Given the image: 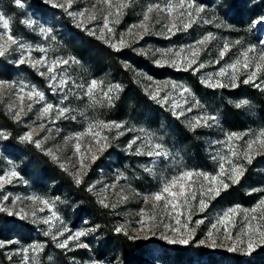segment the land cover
Here are the masks:
<instances>
[{
    "label": "rangeland",
    "instance_id": "obj_1",
    "mask_svg": "<svg viewBox=\"0 0 264 264\" xmlns=\"http://www.w3.org/2000/svg\"><path fill=\"white\" fill-rule=\"evenodd\" d=\"M189 2L193 7H187ZM21 3L23 7L17 6L15 0H0V15L9 20L7 30L0 25V44H8L0 57L15 68L11 78L0 77V82L8 85L0 90V105L23 127L21 137L31 133L33 142H24L36 147L35 142L40 141L41 147H36L38 150L74 180L80 176L95 198L99 202L105 201L106 208L114 217L116 229L122 228L124 233L155 240L170 250L192 242L193 246L216 250L234 248L229 252L244 258L260 256L264 243L260 242L257 229L264 230V218H261L264 208L255 213L250 210L264 200V149L256 144L249 152L247 145L264 130V61L260 59L264 55V9L254 10L253 19L247 21L245 18L244 24L238 27L227 21L224 7L218 4L208 6L204 0H185L184 7H177L171 17L160 9H166L169 4L179 5L180 0H110L111 6L103 0H71L70 7L68 0H21ZM149 8L153 9L150 13ZM80 12L85 15L79 16ZM146 13L150 17L148 30L134 27L143 22ZM93 15L95 19L90 18ZM61 16L106 46L116 44L119 47L123 39V45L150 60L156 68L164 69V78L143 70L135 72L133 82L150 102V110L123 100L125 90L119 78L103 64L91 63L87 50L70 33ZM105 17L111 32L104 28ZM173 18L177 27L169 32L165 25L173 23ZM25 21H31V26ZM184 24L190 26L185 28ZM41 28L48 29L49 34H42ZM7 35L18 43L10 44ZM205 36L211 39L203 45L197 44ZM20 44L28 46V50H22ZM226 44L228 51L221 58L219 53ZM193 45L200 50L195 58L197 63L185 71L187 61L184 57H190V46ZM41 48L46 51H39ZM249 48L254 51L248 52L249 67L246 70L241 53ZM181 49L184 51L177 56ZM22 56L31 57V60L26 59L21 64ZM69 57L77 62L70 61L55 70V83L58 84L61 78L67 81L63 87H49L46 67L33 66L34 61L42 58L51 64L56 59ZM237 60L241 65L235 81L231 69L224 76L216 75ZM157 61L168 63L157 64ZM200 64L204 67L200 68ZM257 64L261 65L260 69H257ZM251 72H256V77L252 82L244 83ZM186 75L191 77V81ZM92 80L101 82V87L94 93L95 102L85 94ZM194 81L200 85L199 89L191 86ZM202 81H219L224 86L209 87ZM173 84L178 87L173 89ZM111 85H119L120 88L111 93L109 103L103 92ZM179 86L188 88L191 94L181 95ZM33 87L43 93V100L27 98L26 93ZM157 89L160 90L158 99H152L150 93ZM206 90H210L208 96L205 95ZM20 96H24L23 101ZM165 98L166 102H159ZM241 101L247 103L241 104ZM120 103L125 105V109L121 116H117L115 110ZM47 104H52L53 110L42 116V109ZM174 104L180 107L174 108ZM238 104L241 106L237 107ZM60 108L69 111L59 116ZM226 109L235 118L225 114ZM174 112L183 114L177 116ZM201 117L215 119L201 120L193 127ZM233 119L235 124L230 125L229 121ZM99 121L115 122L122 127L103 130L102 134L108 140L102 149L91 136L83 137L80 144L87 155L85 163L88 167L82 169L74 149L77 141L67 138L84 132L90 124ZM232 133L241 134V138L233 140L230 147L227 137ZM133 140L135 143L129 148ZM157 143L163 146L167 156L147 154ZM88 145L92 146L91 153L86 151ZM49 151L57 157L56 160L47 154ZM232 151L238 154L233 156ZM245 152L251 157L250 163L244 157ZM92 155L96 156L95 160ZM222 163L225 175L220 179L228 187L221 188L219 195H201L210 185L203 177H193L190 183L195 198L188 193L187 204L183 198L178 201L181 205L179 210L183 213L179 216V225L175 212L168 215L171 206L165 210L161 201L154 209L156 202L145 199L160 193L167 182L185 171L217 175ZM233 166L243 168V175L235 183L229 179ZM12 171L17 175L9 179L6 174ZM0 177H4L0 182V209H4L0 211V244L3 245L0 247V264H118L117 258L100 257L97 248L100 236L90 221L78 217V204L39 177L32 158L9 150L2 131ZM236 188L238 195L226 198L227 193ZM201 199L207 204L202 211ZM41 201H47V204ZM231 208L237 212L230 218L226 233L225 226L217 224V221ZM9 211L13 214L9 215ZM253 216L256 219H252ZM142 219L144 224H141ZM45 220L51 223H44ZM196 221L202 223L197 224ZM184 224H187V230L182 227ZM213 224H217L216 229L212 228ZM177 228L178 232L172 231ZM209 231L212 232L211 237ZM77 233L83 235L74 238ZM250 237L256 242L251 251L248 249ZM169 239H187L188 243H169ZM66 240L67 247H57L58 243ZM34 244L41 245V248L33 250L31 246ZM145 264L168 263L151 259Z\"/></svg>",
    "mask_w": 264,
    "mask_h": 264
},
{
    "label": "trees",
    "instance_id": "obj_2",
    "mask_svg": "<svg viewBox=\"0 0 264 264\" xmlns=\"http://www.w3.org/2000/svg\"><path fill=\"white\" fill-rule=\"evenodd\" d=\"M210 6L217 4L225 8L227 21L233 26L241 27L245 20H252L254 10L261 7L264 9V0H204ZM47 12V10H44ZM61 16L60 19L68 26L70 33L77 38L87 50V54L92 64L104 65L112 75H115L124 86L123 100L150 110V102L144 96L141 88L133 82L135 72L143 70L157 78H164V69L156 68L151 61L132 50L127 45L117 48L106 46L100 40L91 37L78 27L70 25L67 19ZM15 68L9 65L0 57V77L11 78ZM175 74V73H174ZM188 80L191 77L186 75ZM194 89H199L200 85L196 81L191 83ZM209 89V88H202ZM210 90H206L205 95H209ZM125 105L120 103L116 107L117 116L124 112ZM227 113V109L224 111ZM235 118L233 113L228 114ZM119 118V117H118ZM234 125V119L229 121ZM0 131L5 134V146L14 152L23 153L36 162L38 175L46 182L50 183L54 189L65 192L72 200L78 204V217L90 221L100 236L98 251L100 257L117 258L118 264H145L146 260L157 259L161 263L168 264H192L193 262L202 264H264V249L260 256L251 259L244 258L239 254L216 250L207 247L193 246L190 242L180 249H168L161 243L148 238H138L135 235L117 232L114 225V217L110 211L104 207L89 191L85 181L76 183L70 175L55 164L48 156L44 155L34 145L21 140L23 127L19 122L0 105ZM238 189L230 190L226 198L238 195Z\"/></svg>",
    "mask_w": 264,
    "mask_h": 264
},
{
    "label": "snow or ice",
    "instance_id": "obj_3",
    "mask_svg": "<svg viewBox=\"0 0 264 264\" xmlns=\"http://www.w3.org/2000/svg\"><path fill=\"white\" fill-rule=\"evenodd\" d=\"M15 2L17 4V6L23 7V5L21 3V0H15ZM103 2L105 4H108L109 6H111L110 0H103ZM184 3H185V0H180V4L179 5L169 4L166 9H160V10L161 11H166L167 14L171 17L173 12L176 11L177 7H180V8L184 7ZM53 6L55 7V6H58V5H53ZM60 6H62V5H60ZM68 6L69 7L71 6V0H68ZM187 7L191 8V7H193V5L189 2L187 4ZM151 11H153V9L149 8L148 9V13H150ZM199 11H200V9H197V12H199ZM78 15L83 17L85 15V13L84 12H80ZM109 15H111V13H109ZM90 18L91 19H95V16L93 15ZM149 19H150V17L146 13L144 15L143 22L140 25H134V27H141V28H144L145 31H147L148 30L147 21H149ZM25 23H27L29 26H31L32 22L31 21H25ZM0 25H2V27L5 30H7L9 28V20L6 19L3 15H0ZM189 26H190L189 24H184L185 28H187ZM165 27L168 29L169 32H172L173 29H175L177 27L176 23L174 22V18H173V23H171L170 25H165ZM104 28L108 29L109 32L112 31V29L109 27V23H108V18L107 17H105ZM40 32L42 34H44V35H48L49 34V30L45 29V28H41ZM209 39H211L210 36H205L202 40L197 41V44L203 45ZM7 41L10 42V44H17L18 43L17 40L14 39L11 35H7ZM124 43L125 42L123 41V39L119 42V44L121 46ZM111 46L113 48H117V50H118V47H117L116 44H112ZM7 47H8V44H0V55L4 54V52L7 50ZM19 47L22 50H25V51L28 50V46H26V45L20 44ZM190 48H191V53H190V57L191 58L189 56H185L184 57V60L187 61V66L183 69L185 71H187L188 68L192 67L193 64L197 63L195 58L198 57L199 51H200L194 45L190 46ZM38 50L42 51V52L46 51L43 48L38 49ZM168 51L171 52V49H169ZM183 51H184V49H181L180 52L176 53V55L179 56L180 53L183 52ZM227 51H228V45L226 44L225 47L223 48V50H221L220 53H219L220 57L223 58ZM251 51H254V49L249 48L247 51L241 53V55L244 58L243 59V67L246 70L249 67L248 52H251ZM26 59L30 61L31 57H27L26 58V57L22 56L20 61H19V63H21V64L25 63ZM260 59L262 61H264V55H262L260 57ZM70 61L73 62V63L77 62V61H75L74 58L69 57L68 59H56V60L52 61L51 64H48L42 58V59L34 61L33 62V66L34 67H36V66L46 67L47 73L49 74V76H48L49 87L56 88V87H63V85L67 83V81L64 80L63 78L60 79L58 84L55 83V81L57 80V77L55 75L56 68L60 67L62 65H66ZM161 63H168V61H157V64H161ZM171 63L172 64H176V61H172ZM240 65H241V61L237 60L233 64L228 65L227 68H222L216 75L217 76H224L227 73L228 69H231L232 73H233L232 79H233V81H235L236 73L239 71V66ZM199 67L202 68V67H204V65L200 64ZM256 67H257V69H260L261 65L257 64ZM198 70L199 69H196V71H198ZM256 74H257L256 72H251L248 75V78L244 81V83L247 84V83L252 82L254 80V78L256 77ZM41 75H44V73H41ZM209 80H211V77L209 78ZM202 82L206 83V85L209 86V87H223L224 86L219 81H216L215 83H209V81H202ZM6 87H8V85L5 82H0V90L5 89ZM100 87H101V82H98L96 80H92L87 85V89H86L85 94L87 96H89L90 100L95 102L96 97H95L94 93ZM172 87H173V89H176L178 86L173 84ZM179 87L181 88V93H180L181 95H183L184 93L191 94L190 90L188 88L183 87V86H179ZM233 87H235V83H233ZM119 88H120L119 85H111L108 88L107 91L103 92V97L106 100H108L109 103H111V100H112L111 93H113L114 91H119ZM159 91L160 90L157 89L156 92L150 93L151 98L152 99H158ZM0 94H2V91H0ZM26 95H27V98L29 100H31L33 98H38L39 100H43L44 99L43 93H41L40 91L36 90L35 87H33L31 89V91L27 92ZM66 98L67 97H65V99ZM19 99L21 101H23L24 100V96H20ZM166 99L167 98H165L163 101H159V102H162V103L166 102ZM246 103H247V101H241V104H246ZM240 106H241L240 104L237 105V107H240ZM173 107L174 108L175 107H180V105L174 104ZM52 110H53V105L52 104H47L42 109V116L47 115ZM68 111H69V109H67V108H60V109H58V115L59 116H64ZM182 114L183 113H179L178 114V113L174 112V115H177V116L182 115ZM17 115H19V113H17ZM208 119H215V117H201L200 119H198L196 121V124L193 125V127H195L196 125L200 124L201 120H205L206 121ZM41 127H43V125H41ZM121 127H122L121 124H118V123H115V122L106 123V122H103V121H99V122H96L95 124H90L89 127L84 132L77 133L74 137H68L67 138V140H73L74 139V140L77 141L74 144V149H75L76 155L79 158L80 166H81L82 169H85V168L88 167V165L85 163V161L87 159V155L85 154V151H82V146L80 144V141L83 139V137L84 136H91L93 138L95 144L102 149L103 147L107 146V140H108L107 136L102 134L103 130L111 129V128L119 129ZM141 131H143V130H141ZM240 138H241V134H239V133H232V134L228 135L227 140H228V143H229L230 147H231V142L233 140H239ZM21 140L28 141V142H33L31 133H28V134H25L24 136H22ZM35 143H36V147L37 148L41 147V142L40 141H36ZM133 143H135V140H133L132 142L129 143V145H128L129 148H131ZM149 143L151 144V139L150 138H149ZM256 144H259V146L262 149H264V130H261L259 132V134L257 135L255 140L249 141V143L247 145L249 152L253 150L254 145H256ZM152 148H153V151H149L147 153L149 156H152V155L167 156L168 155V153L164 150V148H163V146L161 144H158V143L157 144H153ZM86 151L88 153H91L92 152V146L88 145ZM47 154L52 155V158L54 160L57 159V157L54 154H52L50 151ZM237 154L238 153L236 151H232V155L233 156H236ZM244 157L248 160L249 163L251 162V157L249 156L248 152L244 153ZM92 159L95 160L96 156L92 155ZM61 167H63V165H61ZM230 171H231V175L229 176V179H232L234 183L235 182H239L240 177L243 175V168L238 167V166H233ZM6 175L10 179L11 177H15L17 175V173L15 171H12V172H10V173H8ZM224 175H225V168H224V164L223 163L220 165L219 173L217 175H213V176H209L207 173H202V172L185 171L180 176L174 177L171 181L167 182L164 185V187H163V189H162V191L160 193H156V194H154L151 197H146L145 199L146 200L151 199V200H154L156 202V204L153 205L154 209H155V207L158 204H160L161 201H163V209L167 210L169 208V206H171V211L168 212V215L171 216V214L173 212H175L176 213V217H175L176 223L179 225L181 223V221L179 219V216L183 215V213L180 212V210H179L181 205L178 203V201L183 198L185 204H187V199H188L187 194L188 193H192V184L190 183V181H192V178L193 177H203V180L207 181L208 184L210 185L209 187H207L205 192H201V195H205V194L219 195V192H220L221 188L226 189L228 187V185L226 183H224L223 180L220 179V177H222ZM75 180H76L77 184L81 183V177L80 176H76ZM3 181H4V177H0V182H3ZM0 186H2V183H0ZM174 189H175V191H174ZM89 191H91V188L89 189ZM192 198H195V194L194 193H192ZM4 199H7V197H5ZM33 199H38V198H33ZM100 202L105 207L108 206L105 203L104 200H101ZM41 203L47 204V201H41ZM206 207H207V204L205 203V201L203 199H201L200 200V209H201V211L204 208H206ZM262 208H264V200H261L259 202V204L255 208L251 209L250 211L252 213H255L259 209H262ZM2 210H4V209H0V211H2ZM236 212H237V209L231 208L228 211H226L223 214V216L217 221V224L225 226V232L226 233L228 231L227 226L229 224L230 218L234 217ZM8 214L12 215L13 213L11 211H9ZM53 216H55V213H53ZM261 218H264V212L261 213ZM189 219H190V217H189ZM252 219H256V217L253 216ZM44 223L50 224L51 221L50 220H45ZM144 223H145V221L142 219L141 220V224H144ZM196 223L200 224V223H202V221H196ZM217 224H213L212 228L216 229L217 228ZM182 227H184L187 230V224L182 225ZM251 230H252L251 229V225H249V231H251ZM116 231L120 232V231H122V228H117ZM172 231H177L178 232L179 229L178 228L177 229H172ZM257 234L261 238L260 242L264 243V230L257 229ZM45 235H48V233L46 232ZM80 235H83V233H77L74 238L78 239ZM189 235H191V233H189ZM208 235H209V237H211L212 236V232L209 231ZM72 238L73 237H70L69 239H72ZM228 238L229 239L231 238L230 234L228 235ZM53 239L55 240L56 237L53 236ZM67 243H68L67 240L63 241V242H60V243L57 244V247L65 248V247H67ZM169 243L187 244L188 240L187 239H179V240H171V239H169ZM212 243L215 246V244H216L215 240H213ZM255 243L256 242L254 240H252L251 237H250L249 240H248V249H249V251H251L253 249ZM2 246L3 245L0 244V247H2ZM31 247L33 248V250H39L41 248V245L34 244ZM232 250H234V248H229V251H232ZM25 251H27V250H25Z\"/></svg>",
    "mask_w": 264,
    "mask_h": 264
}]
</instances>
